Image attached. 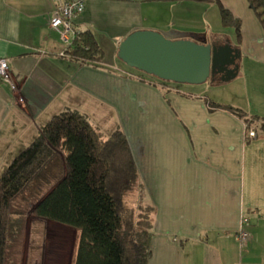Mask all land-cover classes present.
Listing matches in <instances>:
<instances>
[{
    "label": "crops",
    "instance_id": "obj_1",
    "mask_svg": "<svg viewBox=\"0 0 264 264\" xmlns=\"http://www.w3.org/2000/svg\"><path fill=\"white\" fill-rule=\"evenodd\" d=\"M82 1L72 27L103 51L98 65L64 54L67 45L49 28L55 0H0V59L17 84L16 91L0 85V175L39 127L74 110L105 136L120 128L128 140L155 208L148 264H264V29L248 1L220 0L242 24L236 108L258 120L257 137L247 140L231 112L179 85L163 92L117 58L119 43L137 30L194 35L174 22L190 1ZM242 216L249 239L238 259ZM61 227L73 234L72 259L77 233Z\"/></svg>",
    "mask_w": 264,
    "mask_h": 264
},
{
    "label": "trees",
    "instance_id": "obj_2",
    "mask_svg": "<svg viewBox=\"0 0 264 264\" xmlns=\"http://www.w3.org/2000/svg\"><path fill=\"white\" fill-rule=\"evenodd\" d=\"M175 1L215 3L222 23L234 24L240 33L239 20L220 0ZM247 1L264 29V0ZM64 54L80 65H98L104 59L88 32L78 34ZM137 73L163 92L178 86ZM218 83L215 78L213 84ZM209 105L242 120L245 139H251L248 132L256 131L258 120L232 106ZM137 186V166L120 128L105 136L79 112L56 114L0 175V264H20L29 217L77 233L71 264H148L155 208L146 201L136 207L126 203Z\"/></svg>",
    "mask_w": 264,
    "mask_h": 264
},
{
    "label": "rangeland",
    "instance_id": "obj_3",
    "mask_svg": "<svg viewBox=\"0 0 264 264\" xmlns=\"http://www.w3.org/2000/svg\"><path fill=\"white\" fill-rule=\"evenodd\" d=\"M190 2L189 12L185 9L181 17H179L178 9L175 12L176 18L174 22L176 25H179V23L183 24L184 29H188L185 33L197 35V42L199 43L205 41V43L210 44L215 40L220 43L229 42L234 47L241 43L239 38L242 36V24L239 19L240 33H238V28L234 24L222 23L220 8L217 4ZM122 66L128 71L138 72L130 70L123 64ZM179 87L194 95H204L215 105H228L236 108L239 100H241L243 82L241 79L235 78L228 82H219L218 84H211L210 81H207L199 85L186 84L179 85ZM243 137L245 139V136ZM146 199L147 195L140 186L135 187L125 197L126 203L131 207L138 206L140 202ZM73 239L71 231L69 232L67 229L52 222L32 221L29 217L20 264H70ZM242 250L241 248L239 252V249H237L238 259Z\"/></svg>",
    "mask_w": 264,
    "mask_h": 264
},
{
    "label": "water",
    "instance_id": "obj_4",
    "mask_svg": "<svg viewBox=\"0 0 264 264\" xmlns=\"http://www.w3.org/2000/svg\"><path fill=\"white\" fill-rule=\"evenodd\" d=\"M195 35L179 39L170 33L137 30L118 45L117 58L127 67L164 82L199 85L215 81V75L227 71L219 82L238 75L240 50L230 44L199 43Z\"/></svg>",
    "mask_w": 264,
    "mask_h": 264
},
{
    "label": "built area",
    "instance_id": "obj_5",
    "mask_svg": "<svg viewBox=\"0 0 264 264\" xmlns=\"http://www.w3.org/2000/svg\"><path fill=\"white\" fill-rule=\"evenodd\" d=\"M84 10V3L82 0H55V9L49 19V28L56 32L60 39L67 45L78 37V33L72 27V20L76 15L80 14ZM6 84L12 91L17 90L16 80L10 71L8 61L6 59H0V85ZM246 125H243L245 133ZM249 138H255V132H248ZM247 219L240 217V227L235 234V241L238 244L239 249L243 248L249 239V234L245 230Z\"/></svg>",
    "mask_w": 264,
    "mask_h": 264
},
{
    "label": "flooded vegetation",
    "instance_id": "obj_6",
    "mask_svg": "<svg viewBox=\"0 0 264 264\" xmlns=\"http://www.w3.org/2000/svg\"><path fill=\"white\" fill-rule=\"evenodd\" d=\"M215 43H219V42H217V41H214ZM219 45H224V44H219ZM234 65L231 67H228V69H227V71H224V72H222V73H217L216 75H215V78L219 81L221 78H223V77H226L227 76V73H228V70H230V69H234Z\"/></svg>",
    "mask_w": 264,
    "mask_h": 264
}]
</instances>
